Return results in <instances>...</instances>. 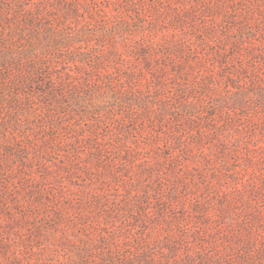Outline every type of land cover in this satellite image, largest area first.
Returning <instances> with one entry per match:
<instances>
[{
  "label": "rangeland",
  "instance_id": "374dc122",
  "mask_svg": "<svg viewBox=\"0 0 264 264\" xmlns=\"http://www.w3.org/2000/svg\"><path fill=\"white\" fill-rule=\"evenodd\" d=\"M48 2L76 5L79 28L86 33L98 31L119 4L121 16L132 23L128 39L95 36L91 41L93 48L121 50L111 66L119 70L114 85L128 82L122 83V74L142 69V60L131 53L132 42L142 44L150 30L162 31L167 40L173 32L186 51L175 59L178 67L152 69L154 75L163 70L161 78L142 80L134 74L137 96L125 106L111 92L97 97V105L108 102V114L72 113L80 101L73 93L62 100L68 114L39 111V123L58 122L55 131L48 127L28 137L1 131L0 264H82L72 250L88 238L123 260L143 259L134 264H198L188 260L194 250L212 257V264H247L258 249L263 255L250 262L264 264V12L250 0H0V8L31 15L35 6ZM45 10L70 20L62 9ZM255 24L260 33H254ZM242 28L249 35L237 54L232 49ZM201 40L204 45L196 47ZM157 54L159 60L166 57L163 51ZM92 60L80 65L72 88L87 89L85 82L88 88L99 86ZM66 66L57 67L58 73L76 70L75 64ZM174 69L191 77L178 80ZM200 70H205L201 76ZM211 74L214 85L229 83L228 91H235L234 84L258 93H248L244 109L213 111L208 100V111L176 110L198 101L196 88L206 87L203 81ZM147 86L153 93H141L156 104L150 103L154 108L148 114L133 102ZM155 88L161 89L158 96L150 97ZM164 103L169 114L158 108ZM35 224L47 241L32 236ZM68 240L67 248L58 244ZM84 247L95 264L93 256L103 250Z\"/></svg>",
  "mask_w": 264,
  "mask_h": 264
},
{
  "label": "trees",
  "instance_id": "16d2710c",
  "mask_svg": "<svg viewBox=\"0 0 264 264\" xmlns=\"http://www.w3.org/2000/svg\"><path fill=\"white\" fill-rule=\"evenodd\" d=\"M250 1L254 2L261 15H263L264 0ZM51 3L52 2L46 3L44 7L35 6L30 12L32 13L31 15L19 14L9 7H7L8 9L0 8V22H2L0 23V133L1 131L3 132V130L18 131L21 136L28 137L30 132L34 134L48 127L52 131H55V129L59 128L58 122L52 120L47 124L43 122L39 123V111L41 112L42 109H44L47 113H52L54 115L55 113L61 114L63 112L68 114V112H66L67 108L64 107L62 100L70 95L73 96V93H77L80 101L77 103L78 106L71 111L72 113L75 112L81 116L91 113L101 115L103 112L108 114L112 111L111 108L108 107V102L97 105L94 103L97 97L106 98L108 93L111 92V98L120 100L121 105L125 106L128 104L126 100L129 99V97L137 96L135 94L137 91H132L134 88L132 87L133 84H131L134 80V74H139L142 80L148 75H152L154 78H161L162 75H164V71L162 70L158 75H154L152 69L154 67L163 69L164 66L167 67V64L172 67H178V63L175 62V59L182 57V53L186 51L184 46H180L178 41L174 40L173 32H171V37L169 38L171 40H167L161 38L159 33L162 34V31L158 29L150 30L148 31V37L143 38L142 44L137 41L132 42V44L135 45L132 49L134 51H130L133 56L138 55L142 60L140 61L142 62V69L139 70V73L126 74V76L122 74V83H125V81L128 82L123 85L115 83V86L113 79L117 73L119 74V70L117 67L112 68L111 66L115 64L113 61H118L115 60L116 56L121 57V53H116L117 51L121 52V50H102L100 48H93L91 41L95 36L107 41L110 38L114 40L118 37L128 39L130 32H132V23L125 15L121 16L120 8L117 7L119 4L116 3V12L112 17L97 26L99 29L98 31L86 33L79 28L77 19L79 16V9L76 5L71 3L68 4V6H65V4L62 6L59 4L60 2H57V4H59L58 6L57 4L54 5ZM49 7H52V10L62 9L64 19L67 20V18H70V20L62 21L56 16H50L47 13L49 9L48 11L45 10V8L47 9ZM9 11L12 12L11 15L8 14ZM91 19L96 22V17L91 16ZM248 22L249 20L246 22L247 25ZM260 27L261 26L258 24H255L254 33H260ZM248 35L249 33L246 28H242L238 31V38L236 42H234L235 44L232 49L233 52L237 54L240 53V43L246 42ZM128 41L131 42L133 40ZM202 43H205V40H201L198 43L196 42V47L204 45ZM128 46H130L129 43ZM127 50L129 52L130 49ZM158 51L164 52L162 56L166 57H164L163 60H159ZM188 58H190V56H188ZM88 59H93V63L91 64L92 70L99 72V86H91L92 88H88L85 82L84 87L87 89L82 88V86L72 88L70 85L73 80H76V76L80 74V65L87 62ZM225 59L226 56L224 57V55H221V60L224 61ZM161 61L165 63L162 64L160 63ZM68 64H75L76 70L74 69L66 71L65 74H59L57 67L65 69ZM100 69L105 71L101 72L99 71ZM174 72L178 80L186 81L188 80L186 77H191L188 74L178 71V69H174ZM203 72H205V70L199 71L200 76ZM198 77L199 75L197 78ZM207 80L203 81V83H206V87L199 85V87L196 88L201 93V97L198 98L197 102L189 103L185 106H183L184 104H180L179 106H175L177 108L176 110H186L188 113L199 110L208 111L210 109L207 107L209 103L205 105L208 100L212 102L213 108L211 109L213 111H217V108L222 110L232 108L244 109L247 107L246 102L248 93L252 94L254 91L258 93L257 90L249 89L248 92V90L239 89L234 84H232L231 88H234L235 91H228L226 88H230V84L227 83L228 85L226 86L214 85L212 74ZM107 81L114 85L115 89L104 87L103 85L106 84ZM154 83L155 85L161 86L157 82ZM70 87L72 88V92L69 91L71 90ZM74 89L75 91L73 92ZM146 89L148 92H151L150 86L139 90L140 92L138 95L141 94L142 97L140 95V97L134 98L133 102L135 105L138 104L140 108H144V112L148 114L149 109L154 108V106H149L150 103L156 104L155 102L147 101V97H145L144 93H141ZM160 90L161 89L155 88V96L153 95L150 97L156 98ZM121 92L122 95L119 98V93ZM167 105L166 103L159 104L158 108L169 114L170 108H168ZM33 227L34 228H31L32 236L37 239L42 238V241L45 242L47 236L44 234V231H41L36 224ZM51 227V230L54 232L56 226ZM73 236H75V234H73ZM83 236L88 237L89 235L84 234ZM49 238L51 239V237ZM88 240L89 241L81 240L82 242L80 241L78 245H75L76 250H72L75 256L82 261V264H90L88 261L89 255H86L89 253V249H86L84 245L91 249L103 250L101 247H95L92 238H88ZM42 241L38 240L37 243L42 245ZM58 244L67 248L70 246V240L66 242L59 241ZM104 250L99 252L98 256H93L95 258V264H134L139 261L143 262L142 258L135 255H132L130 259L124 258L125 260H123L120 254L117 255L112 253V251L106 252ZM192 252L193 254L188 256L190 262L196 260L198 264H212L213 261H215H212V257L205 255L201 251L194 250ZM261 255H263V251L258 249V253L255 252L250 256L246 255L248 256L247 260H245V256H240V258L245 260L247 264H251L250 261L253 262L257 256Z\"/></svg>",
  "mask_w": 264,
  "mask_h": 264
}]
</instances>
